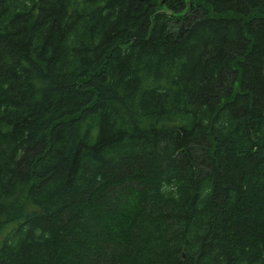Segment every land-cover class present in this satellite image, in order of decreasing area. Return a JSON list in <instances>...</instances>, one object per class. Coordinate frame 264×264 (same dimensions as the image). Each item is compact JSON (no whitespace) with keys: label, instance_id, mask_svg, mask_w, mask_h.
<instances>
[{"label":"trees","instance_id":"trees-1","mask_svg":"<svg viewBox=\"0 0 264 264\" xmlns=\"http://www.w3.org/2000/svg\"><path fill=\"white\" fill-rule=\"evenodd\" d=\"M0 264H264V0H0Z\"/></svg>","mask_w":264,"mask_h":264},{"label":"rangeland","instance_id":"rangeland-1","mask_svg":"<svg viewBox=\"0 0 264 264\" xmlns=\"http://www.w3.org/2000/svg\"><path fill=\"white\" fill-rule=\"evenodd\" d=\"M165 11H168L166 8H163ZM22 203H27V200L25 199V197H22Z\"/></svg>","mask_w":264,"mask_h":264}]
</instances>
